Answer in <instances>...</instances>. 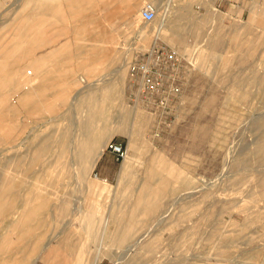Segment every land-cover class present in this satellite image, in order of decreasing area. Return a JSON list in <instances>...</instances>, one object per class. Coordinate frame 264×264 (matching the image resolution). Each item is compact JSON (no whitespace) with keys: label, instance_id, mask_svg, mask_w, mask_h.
Instances as JSON below:
<instances>
[{"label":"rangeland","instance_id":"1","mask_svg":"<svg viewBox=\"0 0 264 264\" xmlns=\"http://www.w3.org/2000/svg\"><path fill=\"white\" fill-rule=\"evenodd\" d=\"M157 1L0 0V264H264V0Z\"/></svg>","mask_w":264,"mask_h":264},{"label":"built area","instance_id":"2","mask_svg":"<svg viewBox=\"0 0 264 264\" xmlns=\"http://www.w3.org/2000/svg\"><path fill=\"white\" fill-rule=\"evenodd\" d=\"M144 22H152L157 17L156 7L152 3H146L140 12ZM180 57L176 50L164 45L154 47L145 53H139L135 60L129 64L130 78L136 88L135 98L143 99L148 103L162 104L167 101L170 93H176L169 80L179 68ZM113 152L122 155V147L111 144Z\"/></svg>","mask_w":264,"mask_h":264},{"label":"bare ground","instance_id":"3","mask_svg":"<svg viewBox=\"0 0 264 264\" xmlns=\"http://www.w3.org/2000/svg\"><path fill=\"white\" fill-rule=\"evenodd\" d=\"M153 4V3H152ZM156 7V6H155ZM156 12H157V7H156ZM90 40H93L92 39V37H91V39H89V41ZM91 42H93V41H90V43ZM127 54H128V52H127ZM129 55V54H128ZM130 56V55H129ZM113 62H115V60H114V58H112L110 61H109V63L108 64H111V63H113ZM94 138L92 137V135L91 134H89V136L88 137H83L82 139H81V142H80V144H76L75 145V148H74V150H76L77 151V154H78V156H79V162H80V165H82V164H84L83 162V158L84 157H86V156H88V152L87 151H89L90 149H91V146H92V144H93V140ZM101 154H102V151H100L99 152V154H97V157H100L101 156ZM97 159V158H96Z\"/></svg>","mask_w":264,"mask_h":264},{"label":"crops","instance_id":"4","mask_svg":"<svg viewBox=\"0 0 264 264\" xmlns=\"http://www.w3.org/2000/svg\"><path fill=\"white\" fill-rule=\"evenodd\" d=\"M113 1H116V0H113ZM123 2H124V0H122ZM154 2H155V4L157 5V7L159 8V10H161V6L159 5L160 4V2L159 1H157V0H154ZM172 0H168V2L166 3V5H169L168 7L170 8V9H172L171 7H172ZM166 5L164 6V13L167 11V12H177L178 11V8L176 9V10H170V9H168V10H166ZM162 11V10H161ZM164 29H168V27H163ZM90 45H93V43H91ZM111 51H113V50H111ZM93 135V134H92ZM89 135H87L86 137H88ZM88 152V151H87ZM92 152V151H91ZM92 155H93V153H91V160H92V158H94V160L97 158V155L95 156V157H92ZM87 157V156H86ZM84 167V166H83ZM90 220V219H89ZM88 221V220H87ZM92 231H93V229H92V226L90 227V225H89V227L87 226V224H85V232L86 233H92ZM83 262V257L82 258H80V254H79V258H78V261L76 262L77 264H79L80 262ZM48 263H50V261H48ZM51 264V263H50Z\"/></svg>","mask_w":264,"mask_h":264}]
</instances>
